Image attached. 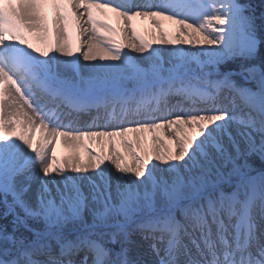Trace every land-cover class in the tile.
<instances>
[{"label": "snow or ice", "instance_id": "snow-or-ice-1", "mask_svg": "<svg viewBox=\"0 0 264 264\" xmlns=\"http://www.w3.org/2000/svg\"><path fill=\"white\" fill-rule=\"evenodd\" d=\"M250 11L0 0V264H264V61L221 71L257 57Z\"/></svg>", "mask_w": 264, "mask_h": 264}, {"label": "bare ground", "instance_id": "bare-ground-1", "mask_svg": "<svg viewBox=\"0 0 264 264\" xmlns=\"http://www.w3.org/2000/svg\"><path fill=\"white\" fill-rule=\"evenodd\" d=\"M108 15H109V17H111L110 22L113 23L114 25H116L119 28L120 25L117 23V20L115 18V14L109 13ZM48 16H49V19H51V17H52V10L51 9L48 10ZM134 23L136 25L137 30L142 35H145L149 40H153V39L159 37V29L155 28V26L152 24L151 20L139 19L138 18ZM162 23L165 25V28L171 34H175L176 31L179 28L178 25L173 24L171 21H162ZM129 51H131V50H129ZM132 55L134 57H139L140 56V54H137V53H134V52L132 53ZM232 79L235 80L237 82V84H241L234 77ZM40 135H41V131L39 129H37V131H36V139H39ZM134 135L135 134H130V138L134 139ZM150 136H151V134H149V138H150ZM86 142L87 143H91L90 141H86ZM92 146L93 147H97V150H100L98 145L93 144ZM71 154H72V149L71 148H67L63 144H60V145L57 146V155H58V157L61 158V160H63L65 157H67V156H69ZM133 256H135V252L133 253ZM146 258L150 259L151 257H146Z\"/></svg>", "mask_w": 264, "mask_h": 264}, {"label": "trees", "instance_id": "trees-1", "mask_svg": "<svg viewBox=\"0 0 264 264\" xmlns=\"http://www.w3.org/2000/svg\"><path fill=\"white\" fill-rule=\"evenodd\" d=\"M241 3L250 5L251 11L249 15H252L255 20V25L257 29V35L261 38L262 43L260 45L259 52L255 61H241V60H232L228 61L227 64L221 65L223 69L231 70L235 69V71H239L240 65L244 63H261L264 61V0H240ZM239 83H243L241 77L239 75L233 76ZM232 77V78H233ZM253 163L257 166H264L261 164V161L258 159H254ZM2 208V206H0Z\"/></svg>", "mask_w": 264, "mask_h": 264}, {"label": "rangeland", "instance_id": "rangeland-1", "mask_svg": "<svg viewBox=\"0 0 264 264\" xmlns=\"http://www.w3.org/2000/svg\"><path fill=\"white\" fill-rule=\"evenodd\" d=\"M235 72H239V71H235ZM253 162V161H252ZM254 164V163H253Z\"/></svg>", "mask_w": 264, "mask_h": 264}]
</instances>
